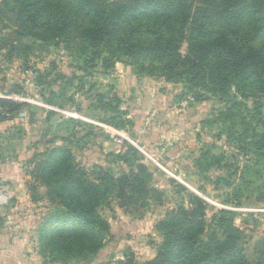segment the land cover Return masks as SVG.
<instances>
[{
  "label": "rangeland",
  "instance_id": "374dc122",
  "mask_svg": "<svg viewBox=\"0 0 264 264\" xmlns=\"http://www.w3.org/2000/svg\"><path fill=\"white\" fill-rule=\"evenodd\" d=\"M0 18L1 38L17 25L10 16ZM20 39L28 46L25 53L8 58L0 49V99L21 104L0 111V243L26 241L29 254L22 256L41 258L44 222L55 206L47 199L32 201L28 184L32 162L43 159L42 154L64 147L79 167L97 165L118 176L131 167L114 156L130 146L153 172L150 186L161 200L152 196L147 206L135 210L111 197L98 209L109 226V241L90 261L60 264H115L126 254L137 264L152 259L163 241L157 223L179 205L188 207L179 187L204 202L207 225L217 211H233V226L244 233L248 253L257 255L264 241V162L242 157L227 140L218 115L228 100L204 91L196 100L183 84L159 74H137L125 59L112 68L97 60L89 63L80 41ZM255 100L243 102L252 111ZM110 117L114 125L107 122ZM203 154L222 159L219 164L200 162ZM38 192L41 196L44 189Z\"/></svg>",
  "mask_w": 264,
  "mask_h": 264
},
{
  "label": "trees",
  "instance_id": "16d2710c",
  "mask_svg": "<svg viewBox=\"0 0 264 264\" xmlns=\"http://www.w3.org/2000/svg\"><path fill=\"white\" fill-rule=\"evenodd\" d=\"M5 16L17 25L0 38L8 58L28 50L20 39L24 36L80 41L89 63L97 60L112 68L125 59L137 74H159L183 84L196 100L199 91L228 100L218 115L227 140L242 157L264 162V0H0V17ZM249 97L256 98L252 111L243 102ZM20 106L0 99L2 112ZM107 122L114 125L111 117ZM42 155L32 162L28 184L32 201L47 199L55 206L40 238L42 259L90 261L109 241V226L98 209L113 196L135 210L152 196L161 200L150 186L153 172L133 147L114 156L131 167L118 176L97 165L79 167L64 147ZM221 159L203 154L199 161L219 164ZM39 188L44 189L41 196ZM179 188L187 194L188 207L179 205L157 223L162 244L142 264H264V241L257 255H250L244 233L233 226V211H217L207 225L204 202ZM115 264L137 263L126 254Z\"/></svg>",
  "mask_w": 264,
  "mask_h": 264
},
{
  "label": "crops",
  "instance_id": "0c3cea01",
  "mask_svg": "<svg viewBox=\"0 0 264 264\" xmlns=\"http://www.w3.org/2000/svg\"><path fill=\"white\" fill-rule=\"evenodd\" d=\"M30 246L26 244V241L19 243L13 241L12 243H0V264H42L41 258L37 256L28 255L27 259L22 256V253L29 254Z\"/></svg>",
  "mask_w": 264,
  "mask_h": 264
}]
</instances>
